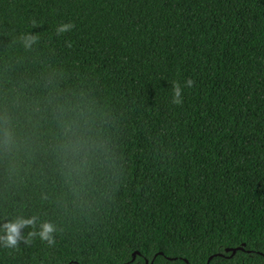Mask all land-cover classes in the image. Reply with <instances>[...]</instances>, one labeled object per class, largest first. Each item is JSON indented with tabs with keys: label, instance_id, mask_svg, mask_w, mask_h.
<instances>
[{
	"label": "trees",
	"instance_id": "obj_1",
	"mask_svg": "<svg viewBox=\"0 0 264 264\" xmlns=\"http://www.w3.org/2000/svg\"><path fill=\"white\" fill-rule=\"evenodd\" d=\"M21 216L56 243L0 264H264V0H0V225Z\"/></svg>",
	"mask_w": 264,
	"mask_h": 264
},
{
	"label": "clouds",
	"instance_id": "obj_2",
	"mask_svg": "<svg viewBox=\"0 0 264 264\" xmlns=\"http://www.w3.org/2000/svg\"><path fill=\"white\" fill-rule=\"evenodd\" d=\"M35 24L36 22L33 21ZM75 27L73 22L62 23L56 26L55 35L57 37L71 32ZM25 50H31L34 45L39 42V36L36 34H23L20 37ZM66 46L71 48L72 42L66 41ZM194 81L189 78L185 81V87L191 88ZM182 88L179 81L172 82V98L173 105H182ZM7 125V121H6ZM62 129L69 137L63 145V150L66 157L69 171L82 170L86 167L87 157L90 151V141L79 131V126L76 121L64 119L61 121ZM13 132L10 127L5 126L3 129V143L6 148H11L13 145ZM30 229L26 235L22 234V229ZM57 233L56 226L51 221H40L38 217H17L0 225V246L8 249H18L21 242L25 245H30L36 239L46 243L48 246H53L56 243L55 234Z\"/></svg>",
	"mask_w": 264,
	"mask_h": 264
},
{
	"label": "water",
	"instance_id": "obj_3",
	"mask_svg": "<svg viewBox=\"0 0 264 264\" xmlns=\"http://www.w3.org/2000/svg\"><path fill=\"white\" fill-rule=\"evenodd\" d=\"M233 252H234V250L231 251V253H233Z\"/></svg>",
	"mask_w": 264,
	"mask_h": 264
}]
</instances>
